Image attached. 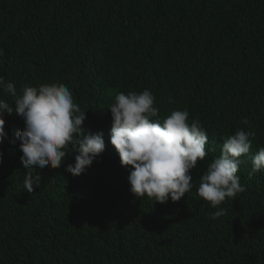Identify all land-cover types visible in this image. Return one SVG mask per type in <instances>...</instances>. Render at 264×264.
<instances>
[{
  "label": "trees",
  "instance_id": "1",
  "mask_svg": "<svg viewBox=\"0 0 264 264\" xmlns=\"http://www.w3.org/2000/svg\"><path fill=\"white\" fill-rule=\"evenodd\" d=\"M0 49V76L18 94L66 85L86 112L80 139L105 140L79 176L66 171L78 145L59 168H35L41 183L30 193L17 136L25 122L5 114L0 264H264V169L249 179L264 147V0H0ZM145 89L161 118L187 109L209 137L177 202L135 197L131 166L110 143L115 95ZM0 99L15 109L11 95ZM239 129L256 133L237 173L246 190L213 220L197 188Z\"/></svg>",
  "mask_w": 264,
  "mask_h": 264
},
{
  "label": "clouds",
  "instance_id": "2",
  "mask_svg": "<svg viewBox=\"0 0 264 264\" xmlns=\"http://www.w3.org/2000/svg\"><path fill=\"white\" fill-rule=\"evenodd\" d=\"M4 50L0 49V56ZM0 92L14 98L15 109L0 99V144L7 138L5 114L15 112L25 122V128L17 133L21 141V163L28 169L23 187L33 192L39 187L41 177L34 174L35 168L49 166L59 168L74 147L79 146L75 164L66 171L74 176L83 174L96 157L105 150L103 134H89L84 139L86 112L82 111L70 89L62 83L40 86L24 85L20 94L15 85L0 76ZM156 98L145 89L142 92H120L110 105L112 127L110 143L120 157L121 165L131 166L128 177L130 192L137 198L145 196L154 204H165L169 198L179 201L189 193L194 184L190 171L198 161L207 156L206 144L209 137L199 119L189 122V111L173 110L161 118L155 106ZM241 123L250 122L245 117ZM255 131L237 130L224 140L219 157L207 165L197 194L210 206L217 209L210 219L225 216L227 211L220 207L226 199H234L246 190L242 186L238 169L244 161L242 156L249 153ZM209 148L208 151H214ZM3 152L0 151V164ZM264 169V147H260L252 158L249 179Z\"/></svg>",
  "mask_w": 264,
  "mask_h": 264
}]
</instances>
